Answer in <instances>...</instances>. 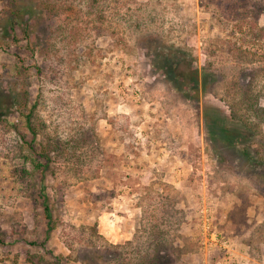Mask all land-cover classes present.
I'll list each match as a JSON object with an SVG mask.
<instances>
[{"label": "rangeland", "instance_id": "374dc122", "mask_svg": "<svg viewBox=\"0 0 264 264\" xmlns=\"http://www.w3.org/2000/svg\"><path fill=\"white\" fill-rule=\"evenodd\" d=\"M42 1L16 2L31 44L0 17V264H141L154 244L159 264H264V34L235 33L242 0Z\"/></svg>", "mask_w": 264, "mask_h": 264}, {"label": "trees", "instance_id": "16d2710c", "mask_svg": "<svg viewBox=\"0 0 264 264\" xmlns=\"http://www.w3.org/2000/svg\"><path fill=\"white\" fill-rule=\"evenodd\" d=\"M39 6L43 7L41 8L42 10L45 11V13L47 15H50L49 13L53 14V7L50 4V2H43L42 0H37ZM17 0H9V6L6 8H3L2 11H0V17H2L3 19H5V24L8 25V32H10L9 34H4L1 38L2 42H6V41H10L14 44H17L19 42L17 34H16V30L20 29L22 31V33L24 34L25 39L27 40L28 44H31V37H30V28L28 24H23L22 26V20H23V14L24 11L20 8H18V4H16ZM242 3L239 4L241 5L242 8V13L240 14L241 17H243V20H240L239 22H236V24L234 25L235 28V33H237L238 31L241 32V35H244L246 37H251V38H255L258 37L260 35V37H263L264 34V28L259 27L258 26V17L264 13V5L261 4H253L251 2H248V0H242ZM245 18H247V20H244ZM1 18H0V22H1ZM245 26H247L248 28H245ZM245 29H248L245 30ZM257 33V34H256ZM234 35V34H233ZM237 48H233V49H237V50H242L244 46H242V44H237ZM234 47H235V43H234ZM228 53L233 54V50H231V47H229L228 49ZM197 73V72H196ZM188 76H192L193 74H187ZM27 94V92H26ZM17 103H19L20 108L22 109V111H19V114L24 118L25 120V125L27 127V130L29 131V133L33 136V138L35 139L36 136L38 135V130L36 128V126L34 125V123L32 122V117L34 115V111L36 109V103L34 102V104H32L31 106L29 105L30 108H27L28 105V99L27 96L25 95L24 98H18L16 100ZM254 104H248V106H246L245 111L248 113V111L250 113H252L254 111V117L255 118H259L261 113L260 110L257 108H255ZM245 112V114H246ZM260 113V114H259ZM238 118H240L238 116ZM236 117L235 114H231V119H238ZM241 120V119H239ZM250 120V119H249ZM244 120L245 123H247ZM252 121V120H251ZM244 125V124H243ZM23 141H25V139L23 138ZM32 147V146H31ZM34 152V150H33ZM35 153V152H34ZM40 156L43 158H49V150L46 149V147H43L41 149L40 152ZM33 167L39 169V168H43L44 170L47 168L46 166H41L40 164H35L33 165ZM41 196H42V204H43V209H44V215L45 218L48 222V228L47 230L50 231V229H52L51 227H49L50 223H51V214L48 208V196L46 194V189H42L41 190ZM131 243H128V245H130ZM172 248V246L170 247ZM148 249H150V251L146 252V263L144 261L141 262V264H159L160 262V253H161V249H159V246L154 244L153 246H150Z\"/></svg>", "mask_w": 264, "mask_h": 264}]
</instances>
